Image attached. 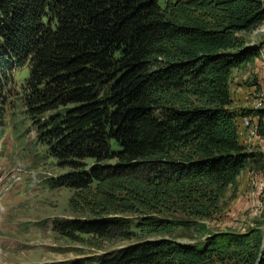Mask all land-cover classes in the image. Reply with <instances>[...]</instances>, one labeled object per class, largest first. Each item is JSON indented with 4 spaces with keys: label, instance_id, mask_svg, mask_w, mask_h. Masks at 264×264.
Wrapping results in <instances>:
<instances>
[{
    "label": "trees",
    "instance_id": "trees-1",
    "mask_svg": "<svg viewBox=\"0 0 264 264\" xmlns=\"http://www.w3.org/2000/svg\"><path fill=\"white\" fill-rule=\"evenodd\" d=\"M263 25L264 0H0V135L10 118L24 149L33 129L65 171L56 237L128 244L64 264H264L259 232L177 242L257 161L236 118L264 113H235L230 79Z\"/></svg>",
    "mask_w": 264,
    "mask_h": 264
},
{
    "label": "rangeland",
    "instance_id": "rangeland-1",
    "mask_svg": "<svg viewBox=\"0 0 264 264\" xmlns=\"http://www.w3.org/2000/svg\"><path fill=\"white\" fill-rule=\"evenodd\" d=\"M246 40L250 46H264V25L247 35ZM257 82L249 85L255 86V91L261 94L264 88ZM11 88L14 93L21 94L20 80ZM252 109L253 105H248L234 111L242 114ZM10 114L9 110L8 117ZM9 122L10 118H7L4 123L8 135L0 139V180L2 185L6 184L13 175L16 176L15 169L21 180L16 177L12 189L1 193L4 199L0 203V264H64L98 258L105 252L128 245L93 252L84 245L72 244L54 235V221L73 218L67 208L71 193L66 188L51 190L48 183L65 171H60L45 150L36 145L37 135L33 129L25 137V140L28 138L26 147L18 152L16 141L11 137L12 127L7 125ZM28 127L31 129L29 122L25 123L24 129ZM250 151L257 154V161L252 162L236 185L227 190L213 218L201 222L204 232L198 231L200 228L203 231V227L180 230L177 242L197 245L211 235L250 236L255 232L264 235V138Z\"/></svg>",
    "mask_w": 264,
    "mask_h": 264
},
{
    "label": "crops",
    "instance_id": "crops-1",
    "mask_svg": "<svg viewBox=\"0 0 264 264\" xmlns=\"http://www.w3.org/2000/svg\"><path fill=\"white\" fill-rule=\"evenodd\" d=\"M256 80H258L257 84L264 88L263 73L261 71V64L258 61L233 71L230 79L233 100L232 110L237 107H247L254 103L252 96L254 97L255 86H250L249 84H252Z\"/></svg>",
    "mask_w": 264,
    "mask_h": 264
},
{
    "label": "built area",
    "instance_id": "built-area-1",
    "mask_svg": "<svg viewBox=\"0 0 264 264\" xmlns=\"http://www.w3.org/2000/svg\"><path fill=\"white\" fill-rule=\"evenodd\" d=\"M259 58L257 61L261 64V71L263 73L264 81V46L258 49ZM255 99L253 105L254 111H260L264 113V91L262 93H254ZM264 124V116L260 114H253L249 116H237L236 124L241 144L247 147L249 150L256 146L263 137L259 133L260 124Z\"/></svg>",
    "mask_w": 264,
    "mask_h": 264
},
{
    "label": "water",
    "instance_id": "water-1",
    "mask_svg": "<svg viewBox=\"0 0 264 264\" xmlns=\"http://www.w3.org/2000/svg\"><path fill=\"white\" fill-rule=\"evenodd\" d=\"M250 47L258 50L261 47V45H255L254 44V45H251Z\"/></svg>",
    "mask_w": 264,
    "mask_h": 264
}]
</instances>
